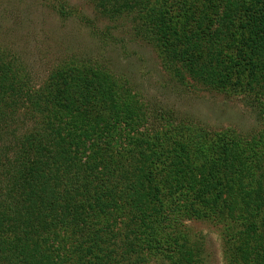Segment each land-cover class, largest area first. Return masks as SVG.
Here are the masks:
<instances>
[{
	"label": "trees",
	"instance_id": "1",
	"mask_svg": "<svg viewBox=\"0 0 264 264\" xmlns=\"http://www.w3.org/2000/svg\"><path fill=\"white\" fill-rule=\"evenodd\" d=\"M87 1L264 120V0ZM113 78L57 67L34 87L0 52V264H199L182 216L222 227L229 264H264V142L165 118Z\"/></svg>",
	"mask_w": 264,
	"mask_h": 264
},
{
	"label": "rangeland",
	"instance_id": "2",
	"mask_svg": "<svg viewBox=\"0 0 264 264\" xmlns=\"http://www.w3.org/2000/svg\"><path fill=\"white\" fill-rule=\"evenodd\" d=\"M0 52L18 63L31 86H40L57 67L89 66L114 77L118 96H135L165 118L264 142V120L252 97L180 80L126 18L107 19L87 0H0ZM172 222L186 247L199 250V264H229L221 226L183 216ZM143 264L163 263L147 257Z\"/></svg>",
	"mask_w": 264,
	"mask_h": 264
}]
</instances>
